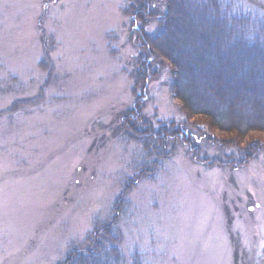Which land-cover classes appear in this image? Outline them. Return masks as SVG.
<instances>
[{"label":"rangeland","instance_id":"1","mask_svg":"<svg viewBox=\"0 0 264 264\" xmlns=\"http://www.w3.org/2000/svg\"><path fill=\"white\" fill-rule=\"evenodd\" d=\"M132 1L0 0V264H63L112 219L145 264H264V131L204 132L142 62ZM163 125L186 142L155 150Z\"/></svg>","mask_w":264,"mask_h":264},{"label":"trees","instance_id":"2","mask_svg":"<svg viewBox=\"0 0 264 264\" xmlns=\"http://www.w3.org/2000/svg\"><path fill=\"white\" fill-rule=\"evenodd\" d=\"M153 5L158 8L153 0H133L125 11L149 50L142 54L145 61L139 57L142 62L149 58L147 70L159 61L170 65L173 97L192 117L210 116L204 132L214 128L243 137L255 129L264 131V18L227 0H164L157 10ZM151 74L147 73V82ZM156 131L152 134L156 144L144 130L132 134L165 151L163 133L183 142L188 133L164 125ZM200 131L192 132L205 137ZM115 220L107 224L106 234L92 237L88 247L73 251L63 264H145L138 252L129 258L122 254Z\"/></svg>","mask_w":264,"mask_h":264}]
</instances>
